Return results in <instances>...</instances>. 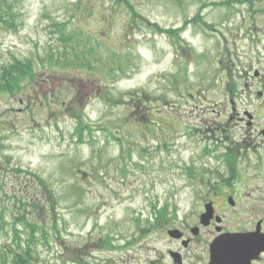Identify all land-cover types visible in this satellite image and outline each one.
<instances>
[{
    "label": "rangeland",
    "instance_id": "1",
    "mask_svg": "<svg viewBox=\"0 0 264 264\" xmlns=\"http://www.w3.org/2000/svg\"><path fill=\"white\" fill-rule=\"evenodd\" d=\"M11 64L0 264H142L158 220L259 146L264 0H0Z\"/></svg>",
    "mask_w": 264,
    "mask_h": 264
},
{
    "label": "flooded vegetation",
    "instance_id": "2",
    "mask_svg": "<svg viewBox=\"0 0 264 264\" xmlns=\"http://www.w3.org/2000/svg\"><path fill=\"white\" fill-rule=\"evenodd\" d=\"M245 112V116H246ZM245 121L246 118H240ZM255 118H247L252 131ZM254 131V130H253ZM254 156L244 158L232 181L202 179L187 216L160 218L146 251L130 256L142 264H264V126ZM247 156V155H246ZM166 240V241H165ZM164 241V247L151 245ZM143 245V244H142ZM141 250V248H140Z\"/></svg>",
    "mask_w": 264,
    "mask_h": 264
},
{
    "label": "trees",
    "instance_id": "3",
    "mask_svg": "<svg viewBox=\"0 0 264 264\" xmlns=\"http://www.w3.org/2000/svg\"><path fill=\"white\" fill-rule=\"evenodd\" d=\"M127 5H129L130 3L126 2ZM230 4V1L228 2ZM130 6V5H129ZM131 7V6H130ZM132 8V7H131ZM194 21H199L198 19H194ZM188 22L184 24V26H182V30H184L187 26ZM178 33H180V30L178 31ZM27 66L23 65V64H11V66H5L2 67V69L0 70V85H5L6 83L8 84L6 86V89L10 88L9 83H10V79L13 78V80H17L18 77H20L21 75H24L25 72L27 71ZM1 89V88H0ZM10 90V89H8ZM1 91V90H0ZM31 259V256H29ZM16 264H33L31 262V260H23V259H18V261L16 262Z\"/></svg>",
    "mask_w": 264,
    "mask_h": 264
},
{
    "label": "water",
    "instance_id": "4",
    "mask_svg": "<svg viewBox=\"0 0 264 264\" xmlns=\"http://www.w3.org/2000/svg\"><path fill=\"white\" fill-rule=\"evenodd\" d=\"M259 94H261V92Z\"/></svg>",
    "mask_w": 264,
    "mask_h": 264
}]
</instances>
